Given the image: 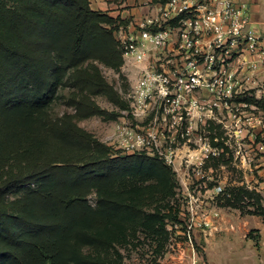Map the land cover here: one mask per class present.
I'll return each instance as SVG.
<instances>
[{
	"label": "trees",
	"instance_id": "16d2710c",
	"mask_svg": "<svg viewBox=\"0 0 264 264\" xmlns=\"http://www.w3.org/2000/svg\"><path fill=\"white\" fill-rule=\"evenodd\" d=\"M122 25L90 0H0V264H117L84 248L112 246L108 228L139 227L143 212L130 201V180L149 172L171 178L158 158L116 155L76 123L116 121L128 108L100 68L121 74ZM65 82L76 89L68 101L75 113L53 119L48 95ZM97 96L118 110L103 109ZM94 191L96 208L88 200ZM242 194L252 197L240 191L238 202Z\"/></svg>",
	"mask_w": 264,
	"mask_h": 264
},
{
	"label": "built area",
	"instance_id": "2783aa9c",
	"mask_svg": "<svg viewBox=\"0 0 264 264\" xmlns=\"http://www.w3.org/2000/svg\"><path fill=\"white\" fill-rule=\"evenodd\" d=\"M154 9L139 24V40L116 32L124 69L140 67L120 92L128 108L100 141L116 155L184 163L197 179L226 153L250 167L258 154L246 142L264 115V22L256 33L246 6L233 0H168ZM218 128L226 139L210 134ZM257 149L264 153V144Z\"/></svg>",
	"mask_w": 264,
	"mask_h": 264
},
{
	"label": "rangeland",
	"instance_id": "374dc122",
	"mask_svg": "<svg viewBox=\"0 0 264 264\" xmlns=\"http://www.w3.org/2000/svg\"><path fill=\"white\" fill-rule=\"evenodd\" d=\"M100 68L119 94L125 91L126 75ZM75 90L70 82L53 87L48 95L51 118L75 113L68 104ZM95 100L105 110H118L104 96ZM250 113L255 119L261 118L258 111ZM76 123L99 140L113 129V121L99 116L76 119ZM251 131L253 137L246 142L248 152L258 156L250 167L231 152L208 161L203 166L204 179H197L192 167L178 163L166 165L171 169V178L149 172L130 180V201L140 204L143 212L139 227L108 228L105 234L112 246H87L85 253L111 258L117 264H264V153L257 149L258 143L264 144V115ZM210 134L227 138L220 128ZM240 191H248L252 197L242 194L238 202L234 194ZM24 192H13L9 201L19 199ZM256 194L262 197L260 206ZM88 200L96 208L98 193L94 191Z\"/></svg>",
	"mask_w": 264,
	"mask_h": 264
},
{
	"label": "crops",
	"instance_id": "0c3cea01",
	"mask_svg": "<svg viewBox=\"0 0 264 264\" xmlns=\"http://www.w3.org/2000/svg\"><path fill=\"white\" fill-rule=\"evenodd\" d=\"M237 5H245L247 13L251 19L252 27L256 33L261 32V24L264 22V0H233ZM91 8L94 11H100L109 14L113 18H119L124 22L122 28L127 38L139 40V24L144 19L150 18L155 14L153 0H90ZM140 67L131 62L127 70L122 68V73L133 79L135 69ZM263 163V161L261 162ZM263 165V164H262ZM262 168V166L260 167ZM264 169L261 171L263 172ZM261 235L264 238V230L261 228ZM262 248H264V239H262Z\"/></svg>",
	"mask_w": 264,
	"mask_h": 264
}]
</instances>
